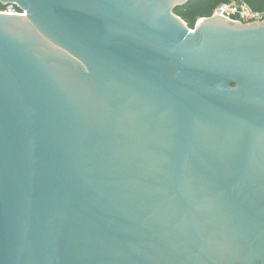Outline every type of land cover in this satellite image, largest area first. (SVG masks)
<instances>
[{
	"label": "water",
	"instance_id": "1",
	"mask_svg": "<svg viewBox=\"0 0 264 264\" xmlns=\"http://www.w3.org/2000/svg\"><path fill=\"white\" fill-rule=\"evenodd\" d=\"M188 2L0 0V264H264V23Z\"/></svg>",
	"mask_w": 264,
	"mask_h": 264
},
{
	"label": "flooded vegetation",
	"instance_id": "2",
	"mask_svg": "<svg viewBox=\"0 0 264 264\" xmlns=\"http://www.w3.org/2000/svg\"><path fill=\"white\" fill-rule=\"evenodd\" d=\"M200 20L201 19H199L197 21V23L195 25V28H196V26L198 24L201 23ZM263 23H264V19L259 21V22H254V23L245 24V25H237V26L238 27H246V26H254V25L263 24ZM16 25L19 26L18 29L16 30V32L22 33L25 36H28L29 38H31V34H32L31 27H33L34 25L32 24V22L30 20H28L27 16L24 17L23 21L19 22ZM194 29H192V30H194ZM34 42L35 43H39V41H34ZM39 44H42V42H40ZM49 46L51 48V51H52L53 55H59V56L62 57L61 59L64 60V57H63L62 53H66L65 51H63L62 49H60L58 47L53 46L52 44H49ZM38 49L40 50V48H38ZM50 58L55 60L56 66L59 69H62V71H63V73L65 75H69L70 74L73 77L76 76V72L69 65H67L68 63H64L62 60H60L58 58L56 59V58L52 57L51 55L47 56V53H46V58L45 59L49 60ZM70 58L72 60H74L75 62H78L73 57L70 56ZM75 69H79V68L77 66H75ZM79 72H80V69H79ZM81 84H84V83L82 82ZM73 97H76L78 99L79 96H73ZM78 100H81V99H78ZM99 110H101V109H99ZM87 111H88L87 117L89 119L87 121V125H88L89 129H91L90 133L97 135L98 141H99L98 142L99 146L105 148L104 151H103L104 155L111 157L113 151L119 150L118 146H113V151L112 152L110 150V148L112 146L111 139H113L115 137V129H114L115 124L112 121H108L109 125H108V123L105 124V120H104V112H105V110H101V111L95 110V112H94V111H92L90 109V107L88 108V106H87ZM96 115L98 117H96ZM94 117H96V118H94ZM139 123H140V121H139ZM95 141H97V138H96ZM93 149H97V147H95ZM91 151H93V150H91ZM118 152H120V151H118ZM116 155H117V153H116ZM115 161H116V162H114L115 168L113 169V172H112L113 174H118L117 173L118 171L119 172L122 171V173H124L126 167H130L131 168V166H132V161H129L123 155L122 156H118V159H116ZM92 164H90L88 166L89 169H87V171H91L92 174H95V173L98 174L99 172H102V170L100 168H98L97 165L95 166V165H92ZM149 164L153 167L152 163L149 162ZM107 171L109 172V170H107ZM262 181L264 182V180H262Z\"/></svg>",
	"mask_w": 264,
	"mask_h": 264
},
{
	"label": "built area",
	"instance_id": "3",
	"mask_svg": "<svg viewBox=\"0 0 264 264\" xmlns=\"http://www.w3.org/2000/svg\"><path fill=\"white\" fill-rule=\"evenodd\" d=\"M0 15L26 17L27 12L14 4L0 5ZM221 17L225 20L239 25L251 24L264 19V14L253 11L241 0H231L228 3L219 5L214 11L213 18ZM201 19L200 21H202Z\"/></svg>",
	"mask_w": 264,
	"mask_h": 264
},
{
	"label": "trees",
	"instance_id": "4",
	"mask_svg": "<svg viewBox=\"0 0 264 264\" xmlns=\"http://www.w3.org/2000/svg\"><path fill=\"white\" fill-rule=\"evenodd\" d=\"M231 0H190L186 5L177 7L175 15L181 18L190 29H194L199 19L211 18L216 8ZM253 11L264 14V0H241Z\"/></svg>",
	"mask_w": 264,
	"mask_h": 264
}]
</instances>
